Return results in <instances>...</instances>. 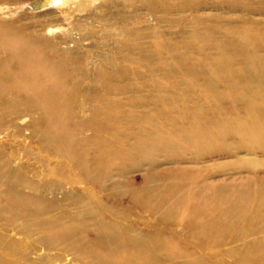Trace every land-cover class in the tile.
I'll return each instance as SVG.
<instances>
[{
    "label": "bare ground",
    "instance_id": "obj_1",
    "mask_svg": "<svg viewBox=\"0 0 264 264\" xmlns=\"http://www.w3.org/2000/svg\"><path fill=\"white\" fill-rule=\"evenodd\" d=\"M10 1L0 0V12ZM193 2L149 0L152 9L180 12ZM217 4L264 14V0ZM213 20H194L170 43L125 41L102 71L81 69L73 52L43 38L49 23L0 21V100L10 117L38 114L30 139L44 158L43 173L30 177L26 168L0 166V223L21 235L17 242L0 233V264H63V253L79 264H220L163 250L159 231L145 235L120 221L113 208L123 202L126 214H148L157 224L186 214L191 238L195 217L204 213L216 217L205 220L209 228L234 222L243 234L239 211L264 210V196L255 190L203 185L201 167L185 174L209 156L234 154L237 148L226 151L235 141L249 150L264 148V26L251 23L238 33L237 26L223 29ZM188 51L200 58L184 55ZM145 162L144 184L122 190L114 179ZM162 165L183 170L155 172ZM28 242L58 252L34 258Z\"/></svg>",
    "mask_w": 264,
    "mask_h": 264
},
{
    "label": "rangeland",
    "instance_id": "obj_2",
    "mask_svg": "<svg viewBox=\"0 0 264 264\" xmlns=\"http://www.w3.org/2000/svg\"><path fill=\"white\" fill-rule=\"evenodd\" d=\"M219 1L222 0H194L189 10L180 12L163 6L152 9L149 0H133V2L130 0H13L4 3L3 6L8 7L0 12V21L21 19L23 26H36L41 22L49 23L41 31L43 38L55 41L60 50L73 52L81 69L94 68L97 71H102L110 68L111 65L106 63L109 58L117 56L119 48L124 47L125 41L148 45L156 44L159 40L167 43L174 42L179 40L181 33L193 25L194 20L201 18L212 17L214 19L212 24L216 27H224L223 29L237 26L238 33L243 31V26L249 27L251 23L264 26L262 24L264 23V14L262 15L258 11L249 14L243 9H235L230 5H218ZM162 4H166V2ZM216 17H221V19H216ZM158 36L160 38H157ZM185 54L200 58L192 51ZM260 54H264V52ZM171 61V59H167V62L171 63ZM128 68H132V66ZM6 111L3 100H0V125H3L0 131V166L4 169L5 166L20 167L22 170L26 168V176L29 177L37 172V174H42L44 168L41 165L44 158L38 143L30 139L31 122L33 123L38 114L35 113L31 117L13 118L8 116V111ZM234 148H237L233 152L234 154L209 156L201 166L194 163L188 165L185 174L188 176L198 174V167H201V178L198 180L199 182L204 181L203 185L207 182L214 188L252 189V191L255 190L256 195L263 197L264 148L249 150L245 146L238 147L235 141L229 148L231 150H227L226 153ZM59 161L67 162L63 158H60ZM52 167L55 168L56 163H53L49 168L52 169ZM169 167L162 165L156 168L155 172L163 173ZM149 169L150 167L145 162L130 170L128 174L114 180L122 184V190H128L130 185L138 188L144 184ZM169 169H173L174 174H180L183 170L177 166H172ZM113 205L115 211L121 214L119 220L130 223L137 231L145 235H148L152 230L159 231L165 241L163 250L191 252L199 255V258L204 261L215 260L220 264H251L246 260L248 257H243L244 254H249V259L252 262L264 259V210L258 214L252 209L245 213H243L244 210L239 211L242 220L246 221V225L241 228L244 229L243 234H240L242 232L237 230L234 222L228 227L209 228L205 220L212 221L216 217L214 214L204 213L201 217H195L196 226L194 228L196 229H194V233L196 234L191 238V227L187 226L191 216L184 214L177 220L166 217L165 222L161 224L153 221L149 223L151 217L148 214L140 216L133 211L126 214L123 211V208L126 207L123 202L121 207L116 203ZM177 221L179 222L177 223ZM172 223H176L175 226ZM146 224L147 226H145ZM0 233H6L4 238L8 239L9 237L6 235H9L14 241L21 240V235L9 231V226L5 221L0 223ZM203 235L205 238L201 241ZM27 245L31 257L34 258L40 255L54 256L58 252L57 250L46 251L43 247L31 244V242H28ZM62 257L63 264H79L72 260L71 253L69 255L63 253ZM59 263V261L54 262V264Z\"/></svg>",
    "mask_w": 264,
    "mask_h": 264
}]
</instances>
